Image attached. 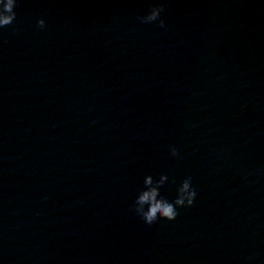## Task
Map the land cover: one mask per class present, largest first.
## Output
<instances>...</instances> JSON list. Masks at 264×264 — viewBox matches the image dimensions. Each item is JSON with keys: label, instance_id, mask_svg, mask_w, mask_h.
I'll return each instance as SVG.
<instances>
[{"label": "clouds", "instance_id": "obj_1", "mask_svg": "<svg viewBox=\"0 0 264 264\" xmlns=\"http://www.w3.org/2000/svg\"><path fill=\"white\" fill-rule=\"evenodd\" d=\"M16 6L17 0H0V29L15 24L17 18ZM164 11V3H159L151 6L146 15L137 16V20L143 24L159 21V27L164 28L166 26L165 21L161 18V14ZM37 27L40 29L45 28V20H38ZM170 154L172 157L178 158L179 149L175 146H170ZM251 174L247 173V175ZM168 180L167 174H160L158 179L151 174L146 175L144 178V188L139 191L132 208L147 225H152L159 219L173 221L178 216L179 208H190L194 205L197 191L192 186V178L190 176L185 177L181 181L177 188L175 199L172 200L162 195L160 191Z\"/></svg>", "mask_w": 264, "mask_h": 264}]
</instances>
